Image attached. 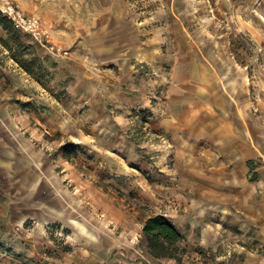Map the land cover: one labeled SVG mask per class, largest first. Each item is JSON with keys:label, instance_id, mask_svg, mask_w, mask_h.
Returning a JSON list of instances; mask_svg holds the SVG:
<instances>
[{"label": "rangeland", "instance_id": "374dc122", "mask_svg": "<svg viewBox=\"0 0 264 264\" xmlns=\"http://www.w3.org/2000/svg\"><path fill=\"white\" fill-rule=\"evenodd\" d=\"M6 1L39 18L47 41L10 20L2 11ZM130 2L139 15H170L200 41L224 37L249 79L248 107L256 120L264 118V0ZM90 4L94 0H0V91L12 114L26 107L70 118L59 119L57 128L38 125L40 138L27 132L36 150L31 156L44 167H23L21 159L0 164V264H264V155L246 161L245 172L235 168L233 186L216 183L214 172H224L211 166L215 145L204 146V163L198 157L186 162V149L155 131L147 109L128 112L126 123L107 120L103 132L84 109H50L53 100L68 99L54 92L60 80L54 59L69 60L77 48V41L54 42L53 33L77 37ZM152 215L166 217L182 234L174 258L147 252L142 225Z\"/></svg>", "mask_w": 264, "mask_h": 264}, {"label": "crops", "instance_id": "0c3cea01", "mask_svg": "<svg viewBox=\"0 0 264 264\" xmlns=\"http://www.w3.org/2000/svg\"><path fill=\"white\" fill-rule=\"evenodd\" d=\"M134 6L130 0H94L77 37L68 30L66 38L53 33L54 42L77 41V48L69 60L54 59L53 74L60 78L54 92L68 99L65 104L53 100L50 109L65 108L66 114L84 109L91 125H101L99 132L107 120L126 123L128 112L147 109L153 113L148 123L155 131L186 149V162L198 157L204 163V146L213 143L218 159L211 166L224 172L221 177L215 171L214 181L233 186L235 168L245 172L246 161L264 155V118L256 120L248 107L245 69L231 59L224 37L200 41L183 33L170 15L158 18L146 11L143 16ZM35 85L45 91L37 81ZM1 93L0 164L21 159L23 167H44V161L33 159L36 150L26 134L40 138L38 125L57 128L69 116L37 115L26 107L12 114L10 100ZM85 133L92 138V131ZM180 152L178 148L175 154L179 157ZM192 164L187 163L188 169Z\"/></svg>", "mask_w": 264, "mask_h": 264}, {"label": "trees", "instance_id": "16d2710c", "mask_svg": "<svg viewBox=\"0 0 264 264\" xmlns=\"http://www.w3.org/2000/svg\"><path fill=\"white\" fill-rule=\"evenodd\" d=\"M142 233L146 241L147 252L155 258L175 257L177 243L182 234L176 226L162 215H152L145 219Z\"/></svg>", "mask_w": 264, "mask_h": 264}, {"label": "built area", "instance_id": "2783aa9c", "mask_svg": "<svg viewBox=\"0 0 264 264\" xmlns=\"http://www.w3.org/2000/svg\"><path fill=\"white\" fill-rule=\"evenodd\" d=\"M2 11L7 17L12 20L18 27L30 32L35 37H38L40 41H47L48 33L39 21V18L34 16H28L20 11L16 10L11 4L6 1V5L2 8ZM53 49V46L49 47ZM63 54L66 51H62Z\"/></svg>", "mask_w": 264, "mask_h": 264}]
</instances>
